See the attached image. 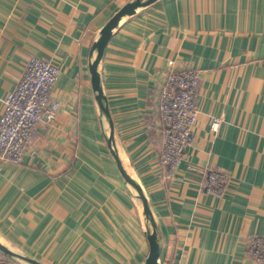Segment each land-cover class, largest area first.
Here are the masks:
<instances>
[{"label": "crops", "instance_id": "0c3cea01", "mask_svg": "<svg viewBox=\"0 0 264 264\" xmlns=\"http://www.w3.org/2000/svg\"><path fill=\"white\" fill-rule=\"evenodd\" d=\"M131 1L0 0V117L31 56L60 69L62 103L20 164L0 162V244L43 264H145L151 226L113 157L112 123L111 146L156 223L159 264H255L247 241L264 236V0H156L124 17L97 67L104 102L92 86L94 45ZM172 68L202 79L195 145L165 181L159 98ZM209 167L229 172L222 199L203 189Z\"/></svg>", "mask_w": 264, "mask_h": 264}, {"label": "built area", "instance_id": "2783aa9c", "mask_svg": "<svg viewBox=\"0 0 264 264\" xmlns=\"http://www.w3.org/2000/svg\"><path fill=\"white\" fill-rule=\"evenodd\" d=\"M60 69L37 56L28 58L25 71L15 88L4 98L0 117V162L20 164L38 134L42 123L50 126L58 119L61 101L54 89ZM202 71L190 68L169 70L159 98V114L163 122L162 149L159 157L162 177L172 180L188 150L195 145L198 120L197 91ZM221 119L214 118L216 131ZM32 154L34 152H31ZM203 189L206 194L222 199L227 195L230 175L222 168L205 169ZM249 255L255 264H264V236L252 235L247 241ZM0 264H10L0 257Z\"/></svg>", "mask_w": 264, "mask_h": 264}, {"label": "water", "instance_id": "95a60500", "mask_svg": "<svg viewBox=\"0 0 264 264\" xmlns=\"http://www.w3.org/2000/svg\"><path fill=\"white\" fill-rule=\"evenodd\" d=\"M154 1H156V0H146V1L134 0V1L127 3L105 24V26L102 29L100 38L98 39V41L94 45V48L97 50V58L95 59V61L93 62L92 66L90 68L91 75H92V86H93L94 90L98 92L99 97L101 99H103L104 102H106V98H105L102 90L99 87V75L97 72V67H98V64H99L102 56H103L105 47H106L110 37L112 36L113 31L118 27L119 22L124 17L131 16V15L135 14L139 9L151 5ZM105 111L109 115V111L107 108L105 109ZM113 133L114 132H113V127H112V123H111V133H110V137H109V144H110V148L112 150L113 157H114V159L118 165V169H119L121 175L138 192L139 198L141 199L142 204H143L144 214H145V216H146V218L149 221L150 226H151V229L147 233V238H148L149 245H150V251H149V255L145 261V264H159V258H160L161 250H160V243L158 241L156 223L154 221V218H153L152 213L150 211L147 199H146L142 189L140 188V186L135 181H133L126 174L116 152L114 151V148L111 146L112 141H113ZM0 251L2 253H4L5 255H9L11 257H16V258L25 260L31 264H43L37 260L25 257V256L18 254V253H14L13 251L9 250L8 248H6L2 244H0Z\"/></svg>", "mask_w": 264, "mask_h": 264}]
</instances>
